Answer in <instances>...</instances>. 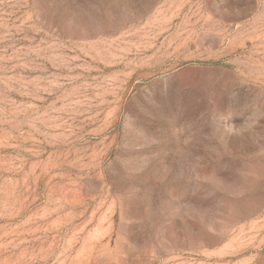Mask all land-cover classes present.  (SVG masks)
Here are the masks:
<instances>
[{
    "label": "rangeland",
    "instance_id": "1",
    "mask_svg": "<svg viewBox=\"0 0 264 264\" xmlns=\"http://www.w3.org/2000/svg\"><path fill=\"white\" fill-rule=\"evenodd\" d=\"M0 264H264V0H0Z\"/></svg>",
    "mask_w": 264,
    "mask_h": 264
}]
</instances>
